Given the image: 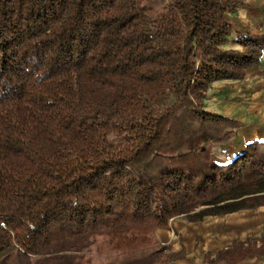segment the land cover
Listing matches in <instances>:
<instances>
[{
	"label": "trees",
	"instance_id": "1",
	"mask_svg": "<svg viewBox=\"0 0 264 264\" xmlns=\"http://www.w3.org/2000/svg\"><path fill=\"white\" fill-rule=\"evenodd\" d=\"M247 0H0V264H174L171 219L264 206V142L206 107L260 63ZM213 263L264 259V230Z\"/></svg>",
	"mask_w": 264,
	"mask_h": 264
},
{
	"label": "crops",
	"instance_id": "2",
	"mask_svg": "<svg viewBox=\"0 0 264 264\" xmlns=\"http://www.w3.org/2000/svg\"><path fill=\"white\" fill-rule=\"evenodd\" d=\"M247 2L248 5L242 9H252L253 18L247 20L252 24L250 32L264 34V0ZM210 91L208 106L211 110L239 121L235 137L223 145L225 157L222 162L242 153L250 142H264V53L259 64L246 70L243 79L216 81ZM172 220L174 227L170 222L168 228H160L158 232L170 250L183 251L184 256L174 264H220L207 261L206 253H212L211 258H214L219 250L229 247L235 240H245L252 234L259 235L264 228V206L210 216L201 222H187L179 218ZM262 261L253 257L237 264H258Z\"/></svg>",
	"mask_w": 264,
	"mask_h": 264
},
{
	"label": "rangeland",
	"instance_id": "3",
	"mask_svg": "<svg viewBox=\"0 0 264 264\" xmlns=\"http://www.w3.org/2000/svg\"><path fill=\"white\" fill-rule=\"evenodd\" d=\"M260 1H263V0H260ZM252 13V9H250V8H246V9H241L239 12H238V14L235 16H231V15H228V19H229V21L230 22H232L235 26H236V28H238V29H240V30H243L244 32H250L251 31V29H252V24L251 23H248L247 22V20H249L250 19V17L251 18H253V15L251 14ZM213 85V84H212ZM211 85V86H212ZM211 88H209L208 89V95L210 96V93H211ZM208 103H209V98L207 99V101H206V107L208 108V109H210L211 110V108L208 106ZM213 111V110H212ZM228 144V143H227ZM224 147H223V145H222V149H223ZM218 155V160H220V161H222V160H224L223 158L225 157V154H224V152H223V155H221V154H217ZM208 217H210V216H208ZM176 218H179V219H183V220H186L187 222H189L184 216H178V217H176ZM207 218V217H206ZM172 220V219H171ZM171 222V221H170ZM172 222H173V220H172ZM171 222V223H172ZM172 227H174V225H173V223H172V225H171ZM264 230V228H262V230H261V232L259 233V235H257V234H252V235H248L246 238H251V239H255V238H258L260 235H261V233H262V231ZM173 235H174V233H173ZM239 239V238H238ZM246 240V239H245ZM196 259H198V258H196ZM264 260V259H263ZM198 262V260H196V262L195 263H197ZM263 262V261H262ZM220 264H223V263H220ZM258 264H264V262L263 263H258Z\"/></svg>",
	"mask_w": 264,
	"mask_h": 264
}]
</instances>
